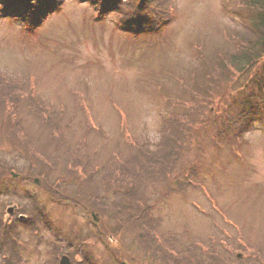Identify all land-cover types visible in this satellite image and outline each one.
<instances>
[{
    "label": "rangeland",
    "instance_id": "obj_1",
    "mask_svg": "<svg viewBox=\"0 0 264 264\" xmlns=\"http://www.w3.org/2000/svg\"><path fill=\"white\" fill-rule=\"evenodd\" d=\"M62 1V8L36 28L0 18V95L12 93L10 99L19 102L16 112L6 109L7 101L5 109L0 103V162L23 177L0 194V215L15 204L17 214L27 218L25 226L31 225L21 227L23 264H58L66 254L73 264H181L182 257L183 264H201L199 256L214 264H264V123L239 144L217 143L221 132L228 134V126L233 127L231 101L240 86L252 81L234 74L233 83L232 64L218 62L238 49V41L251 40L248 20L264 0H174L172 24L150 35L130 29L141 25L145 13L151 24L166 15L168 0L149 9L138 8L140 0H121L119 15L105 14L104 0ZM202 61L210 62L218 80L204 90L205 100L204 91L193 89L200 82L195 78ZM17 87L23 93L17 94ZM192 91L194 100L187 102ZM31 96L48 110L36 109ZM6 111L18 117L22 131L15 130ZM187 112L182 116L192 120V130L185 132L174 167L178 178L192 165L195 184L168 191V197L152 193L157 197L149 199L154 209L147 221L134 216L135 204L132 212L122 209V197L100 182L101 174L94 182L86 180L88 174L80 175L94 155L89 171L98 164L111 168L116 153L136 162L129 146L135 140L153 151L142 163L150 159L162 167L171 153L164 146L168 132L163 118ZM51 116L71 125L57 127L47 120ZM76 162L82 165L75 168ZM162 170H156L158 177ZM82 186L92 197L101 195L104 205L85 199ZM74 199L91 205L82 207ZM38 210L47 211L52 230L39 229L44 223ZM91 211L99 220L93 221ZM144 235H150L151 251L145 249ZM165 245L177 253L164 250L163 255Z\"/></svg>",
    "mask_w": 264,
    "mask_h": 264
},
{
    "label": "trees",
    "instance_id": "obj_2",
    "mask_svg": "<svg viewBox=\"0 0 264 264\" xmlns=\"http://www.w3.org/2000/svg\"><path fill=\"white\" fill-rule=\"evenodd\" d=\"M79 1L86 2V0ZM90 1L95 2L96 0ZM119 1L121 0H104L102 3V10L105 14L108 12H117L118 15L123 14L121 6L118 5ZM129 1L132 0H128L127 3ZM156 1L161 2V0H140L138 8L146 7L149 9L151 5ZM170 2L171 0H168L169 5ZM63 3L64 2L62 0H0V18L9 17L12 20L14 18L18 22L21 21L22 25L23 23H25L29 29L36 28L42 25L47 17H49V15L56 9H58ZM255 15V17H252L248 20L249 25L253 27L251 29L253 31L251 40L246 41V43H244V41H238V49L227 54L224 53L221 57V61L218 62L220 65H222L224 60H229V63L232 64L231 68L233 69V72L229 76V79L232 80L233 83L235 82V80H233L235 78L233 76L234 74H237L239 77H246L249 81L252 80L251 82L247 83V81L246 83H244V85L240 86V88L238 89L239 91L236 94L237 99L235 98L233 101H231L235 104L234 108L232 109L233 113L231 114V123L233 124V127L231 128V126H228V129H230L228 134H225L224 131L221 132L222 136L217 141L218 144H222L223 142H229L230 144H239L240 142H242V139L246 134L251 133V131L255 127H257L258 123H264V7L258 9V11L255 12ZM157 19V21L151 24V19L146 16L145 13V17L144 19H142L141 25H138V28H133L130 30L137 31L139 29L142 30L141 32H149L152 31V28H162V26L170 23V21L172 20L171 9L169 8V12L166 15ZM196 77L197 78H195V80L199 79L198 81H200L196 87H193V89H195L196 91L208 90L209 84L212 83L217 86V76L212 73L211 64L209 61H202L200 68L198 67L196 69ZM16 89L17 94L19 92H22L21 88L17 87ZM254 89H257L259 91L255 92ZM190 93L191 96H188L187 98V100L190 101L185 100L187 102H192L194 100L192 99V95L196 94L195 91H192ZM10 96L14 97L12 93H10ZM10 96L7 95L3 97V95H0V103L3 104L5 109V101H7L8 106L6 109H9V106H11V111L16 112L14 111V108L17 103L19 104V102L11 100ZM30 99L34 102L36 109H41L43 111L48 110V107L45 106L44 103L39 99H34L33 96H31ZM205 99L206 92L204 91L203 100ZM185 101L184 105H186L187 108L188 103ZM16 107H18V105ZM6 113V116H11V118H13L15 130L22 131V128L19 125L20 121H18V117L16 118L12 114L10 115L8 111H6ZM201 113L204 114L203 111H201ZM182 115L188 116V112L184 114H178L177 116L170 115L173 116V118H167V116L163 118L162 126H164V128L168 132V137L166 138L164 146L169 145L168 149H171V153L166 161L161 162L162 167H160L159 164H151L152 161L150 159L146 160L147 164L142 163L141 160L145 159L143 156H147V154L153 151L148 148H141L140 144L135 140L130 142L129 146L136 153V162L130 161L128 157H124L122 153H119V155L116 153V156L110 159L113 161L111 168H107V166H103V164H98L94 166L93 170L89 171L88 168L93 164V159H96V155H94V157H90L86 160L87 162L85 164H87V166L82 172H79L80 175L88 174L86 180L89 182H94L97 180L95 178V175L98 173L101 174V177L99 179L100 182H104V186L106 187H114L116 197H122V202L124 204L122 209H130V211H132V208L134 207L133 205L135 204L136 206H138L137 210H135L136 212L139 209H144L147 212V210L153 207L154 204H151L152 202L149 201L150 198H153L151 195L152 193H157V195H160V197H164L168 191L170 192V190L179 192L185 191L187 187H191L195 184V182L192 181V178L193 180L196 179V175H193L192 178L190 177V171H192L191 169H193L192 165H190V171L186 174V176L183 173L180 174L178 178H176L175 176L176 168L174 167V163L179 162L181 155L179 154V148L183 144V140L185 141L186 139L185 132L187 131V129L189 128V130H192V120L190 118L183 117ZM47 120H52V124L54 122L57 127H60L61 121L58 117L51 116V118ZM41 123L43 124L42 121ZM61 125L70 126L71 123H62ZM231 132L233 134H231ZM172 146H176V152H173ZM126 153H128L129 156L130 150L128 149ZM158 161L160 162V160ZM73 165L76 168L82 164L80 162H76ZM158 168H163V176L160 175L158 177V174H156V170H158ZM157 172L159 173V171ZM167 172H169L168 177ZM78 177L79 179H81L80 176ZM181 177L183 179H181ZM22 178L23 177H13L10 172V167L7 168L4 163L0 162V194H4V191H6V193L9 192L11 190L9 184H11L13 180H20ZM151 186H156L157 189H152L153 191L150 189L148 190V187ZM82 187L84 188L85 186ZM83 188H80L79 191L83 192V195L85 194V199L90 200L93 198L94 201L96 200L98 201V203L99 201L101 204L103 203L104 200L101 195H95L94 197H92V194L88 192L86 187L84 191ZM32 200L36 205H38L35 197H32ZM90 203L91 202H88L87 204ZM103 208L104 210H106L105 207ZM38 213V216H40L39 222L44 223L43 226H39V229L41 228L40 230L42 231V228L44 227L52 230L47 227L49 223L46 224V222L48 221V216L46 214L47 211L43 210L41 212L40 210H38ZM139 213L140 212H137V214L134 215L138 219L139 217L144 215ZM19 220H17L16 222L8 223V221H6L0 215V256L2 255V264H23L24 260L22 259L21 251L22 247L25 246L26 241L24 240V238H22L23 231L21 227H30L31 225L27 224V226H25V222H27V219ZM39 229H36L35 231L39 233ZM57 237H59L58 234ZM55 240L56 239H54V241ZM199 261L201 264L215 263V260H209V263H206L202 260L201 256H199ZM56 263L57 262H55V264ZM239 263L240 262H237L236 264ZM227 264H229V262Z\"/></svg>",
    "mask_w": 264,
    "mask_h": 264
},
{
    "label": "flooded vegetation",
    "instance_id": "obj_3",
    "mask_svg": "<svg viewBox=\"0 0 264 264\" xmlns=\"http://www.w3.org/2000/svg\"><path fill=\"white\" fill-rule=\"evenodd\" d=\"M76 204L77 205H81L82 207H84V206H88L89 204H85V205H83V204H81V202H79V201H76ZM85 208H87V207H85ZM84 208V209H85ZM92 212L93 211H91V212H89L90 214H91V216L92 217H94V220L93 221H97V220H99V215H98V217H97V219H95V214H97L96 212L95 213H93L92 214ZM88 213V216L90 215ZM104 214V217H105V213H103ZM5 217H7L8 219H6ZM103 217V216H102ZM103 217V218H104ZM3 218L6 220V221H8V223H10L11 222V219H22L21 218V215L20 214H17V210H15V211H11L10 213H5L4 214V216H3ZM20 221V220H19ZM96 223V222H95ZM142 227H144L145 228V225H143ZM147 227V226H146ZM155 236L157 237V238H162V237H160V235L159 234H155ZM143 237H145V239H143L144 240V244H145V249H147V250H149V251H151V244H150V235H144ZM163 239V238H162ZM165 247H166V249H163V255H166L165 253H166V251H169L170 253H172V252H176L177 253V251L173 248V246H170V247H167L166 245H165ZM164 250H166V251H164ZM73 264V263H72ZM122 264H128L127 262H125V261H123L122 262ZM181 264H183V258H181Z\"/></svg>",
    "mask_w": 264,
    "mask_h": 264
},
{
    "label": "water",
    "instance_id": "obj_4",
    "mask_svg": "<svg viewBox=\"0 0 264 264\" xmlns=\"http://www.w3.org/2000/svg\"><path fill=\"white\" fill-rule=\"evenodd\" d=\"M14 175H16V174H14ZM36 181H38V179H36ZM15 208H17L15 204L11 205L8 209V213H10L11 211H14ZM61 258L62 259L60 260L59 264H71V259L67 255L63 256Z\"/></svg>",
    "mask_w": 264,
    "mask_h": 264
},
{
    "label": "bare ground",
    "instance_id": "obj_5",
    "mask_svg": "<svg viewBox=\"0 0 264 264\" xmlns=\"http://www.w3.org/2000/svg\"><path fill=\"white\" fill-rule=\"evenodd\" d=\"M168 176H169V172H167V177H168ZM207 248H209V249L213 252V248H212V247H207ZM242 256H243V255H242L241 253L238 254V257L241 258ZM238 260H241V259H238ZM238 262H240V261H238ZM239 264H245V263H241V262H240Z\"/></svg>",
    "mask_w": 264,
    "mask_h": 264
}]
</instances>
